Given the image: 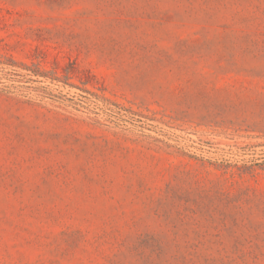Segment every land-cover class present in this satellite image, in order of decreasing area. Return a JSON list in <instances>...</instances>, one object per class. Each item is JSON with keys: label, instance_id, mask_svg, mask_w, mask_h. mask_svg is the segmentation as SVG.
Here are the masks:
<instances>
[{"label": "rangeland", "instance_id": "374dc122", "mask_svg": "<svg viewBox=\"0 0 264 264\" xmlns=\"http://www.w3.org/2000/svg\"><path fill=\"white\" fill-rule=\"evenodd\" d=\"M0 264H264V0H0Z\"/></svg>", "mask_w": 264, "mask_h": 264}]
</instances>
